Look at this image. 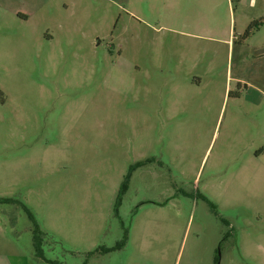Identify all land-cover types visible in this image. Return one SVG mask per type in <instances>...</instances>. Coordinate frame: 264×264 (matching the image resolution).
<instances>
[{"label":"rangeland","instance_id":"obj_1","mask_svg":"<svg viewBox=\"0 0 264 264\" xmlns=\"http://www.w3.org/2000/svg\"><path fill=\"white\" fill-rule=\"evenodd\" d=\"M167 1L0 0L2 264H264V168L237 169L226 75L264 59L236 74L238 41L173 32ZM231 6L237 32L264 21V0Z\"/></svg>","mask_w":264,"mask_h":264},{"label":"crops","instance_id":"obj_2","mask_svg":"<svg viewBox=\"0 0 264 264\" xmlns=\"http://www.w3.org/2000/svg\"><path fill=\"white\" fill-rule=\"evenodd\" d=\"M231 3L232 0H168V6L165 11L166 19H168V23H170L173 32L199 41L213 43L214 45L218 44L227 46L228 56L230 55L231 47L233 51L234 41H238L236 47L238 70L236 71V74H239L248 69L250 62L255 63L258 62L257 60L264 59V40L260 45L247 43V40L252 33H259L260 29L264 28V21L261 22V20H264V15L259 17L261 23L255 25V28L252 29L250 35L246 39H243V35L246 31H236V22L232 13ZM248 21L250 23H255L258 19H251ZM248 21L246 22L247 24ZM175 27L179 29H176ZM216 56V52L213 53V56L209 59L211 60L210 63L214 62ZM226 75L227 77L229 75L228 79L231 82L240 86L238 92L231 98L233 101V110L231 111L230 119L228 120V128L230 131L238 129L242 136L245 135L246 138L249 139V144L247 146H241V148L237 150L238 155H236L240 159L241 164H238L237 169H244L243 167L246 161H259L264 168V147L260 149V151L255 152L253 150V128L251 126V116L254 110L256 114L255 118H258L260 116L258 110L262 108V120L264 119V89L256 86L255 83V80L260 83L264 81V73H262L260 77H254V73H252L251 78L249 79L238 75L232 77V70L229 72L228 61ZM230 89L231 87H229V89L228 87L225 88L224 100L226 99L227 91ZM240 99L243 100L245 104H235L234 101H239ZM235 110L240 111V116ZM262 132L264 133V122H262ZM5 261V264H9L6 258ZM2 262L4 263L0 256V264H2Z\"/></svg>","mask_w":264,"mask_h":264},{"label":"trees","instance_id":"obj_3","mask_svg":"<svg viewBox=\"0 0 264 264\" xmlns=\"http://www.w3.org/2000/svg\"><path fill=\"white\" fill-rule=\"evenodd\" d=\"M252 31V27H249L245 34L243 35V39H246L250 33ZM126 182H124V187L126 185ZM125 188H123L124 190ZM3 202H8V200H0V203H3ZM27 211V210H26ZM27 214L29 216V219L31 220V222L33 223V226H34V229H33V235H34V250H35V255L37 258H40V259H44L43 257V253H42V250H41V241H40V238L42 236V232L39 231L38 229V226L36 225V222L34 221V218L33 216L30 214V212L27 211ZM123 244V243H122ZM120 244V245H122ZM113 251V249H103L102 252L103 253H108V252H111ZM95 254V252H89L86 254L87 257H91ZM49 264H59L58 262H54V261H48ZM86 264V263H84Z\"/></svg>","mask_w":264,"mask_h":264}]
</instances>
